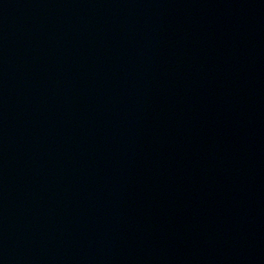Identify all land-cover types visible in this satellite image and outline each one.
I'll return each mask as SVG.
<instances>
[{"label":"water","instance_id":"1","mask_svg":"<svg viewBox=\"0 0 264 264\" xmlns=\"http://www.w3.org/2000/svg\"><path fill=\"white\" fill-rule=\"evenodd\" d=\"M0 264H264V0H0Z\"/></svg>","mask_w":264,"mask_h":264}]
</instances>
